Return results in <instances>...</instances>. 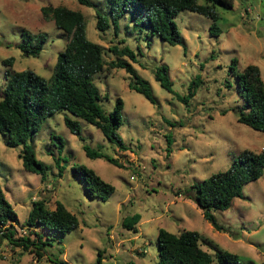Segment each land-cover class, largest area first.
<instances>
[{
	"label": "rangeland",
	"instance_id": "obj_1",
	"mask_svg": "<svg viewBox=\"0 0 264 264\" xmlns=\"http://www.w3.org/2000/svg\"><path fill=\"white\" fill-rule=\"evenodd\" d=\"M93 1L102 10L107 8L105 0ZM47 4L81 10L87 37L103 45L105 65L93 80L106 114L117 97L123 99V122L118 131L128 148L119 149L99 127L68 110L57 111L28 139L36 156L48 164L42 178L23 166L19 157L22 145H7L0 132V184L17 213L14 237L28 235V227L22 223L36 199L45 200L51 208L60 200L79 220L75 228L63 233L38 226L52 243L45 245L40 258L3 239L0 264H53L47 252L58 254L66 264H91L98 253L101 264H148L158 258L159 227L176 233L185 228L199 231L201 246L213 255L210 264H221L215 256L218 249L236 253L241 264H262L264 172L246 182L242 195L234 197L228 208L213 210L222 229L203 216L191 193L195 181L227 168L243 149L258 151L263 147V131L237 118L242 98L233 70L254 63L264 80V0L218 5V34L209 31L210 17L182 9L175 21L183 40L176 44L145 27L139 30L127 15L119 18L117 31L112 23L101 30L96 26V6L78 0H0V91L7 68H31L47 78L52 74L66 38L54 20L43 15L41 7ZM27 32L46 36L37 56L24 54L17 45ZM113 44L139 49L138 60L132 63L150 81L155 102L128 86L129 74L123 67L109 65L115 58L110 50ZM10 56L9 65L4 59ZM160 63L168 65L173 91L161 86L154 76L153 69ZM189 86L194 93L186 100L179 98L189 92ZM65 114L79 119L82 138L67 127ZM54 135L64 140L62 172L54 161L57 148L52 140L58 141ZM84 143L117 157L121 165L88 156ZM73 163L85 164L114 185L107 199L86 192L83 179L71 169ZM135 212L140 213L135 227H125L123 217Z\"/></svg>",
	"mask_w": 264,
	"mask_h": 264
},
{
	"label": "trees",
	"instance_id": "obj_2",
	"mask_svg": "<svg viewBox=\"0 0 264 264\" xmlns=\"http://www.w3.org/2000/svg\"><path fill=\"white\" fill-rule=\"evenodd\" d=\"M78 1L96 6V26L101 30L112 23L117 31L119 18L127 15L139 30L145 27L151 34H158L170 44L181 43L183 40L175 21V16L180 10L189 9L210 17L212 22L209 31L218 34L220 15L217 6L233 4V0H105L107 8L102 10L93 0ZM41 9L44 16H50L56 26L63 30L66 42L57 52L52 74L48 78L31 68L5 70L4 84L0 91V132L4 134V142L7 145H22L19 157L23 166L44 178L48 164L36 156L28 139L39 129L47 116L57 111L68 110L72 115L96 125L119 149L125 150L128 145L118 131L123 122L121 113L123 99L117 97L109 114L104 112L99 102L100 92L93 77L104 68V47L87 37L85 15L81 10L63 4H47ZM45 40L46 36L42 32L37 34L27 32L17 45L24 54L37 56ZM110 50L115 54V58L109 61V65L123 67L129 74L128 86L141 92L151 102H155L150 81L139 74L132 63L138 60L139 49L134 50L128 44L122 46L113 44ZM12 60L13 57L10 56L6 57L4 62L10 65ZM232 61L234 62V59ZM230 67L233 69L232 65ZM153 71L161 86L173 91L168 65L157 64ZM233 73L236 76L237 91L242 98V104L238 105V120L264 133V80L259 66L247 63L243 70H233ZM193 93L194 91L190 89L187 94L178 97L186 100ZM63 119L67 127L82 138L79 119L69 114H65ZM54 137L58 139L52 140L57 148L54 161L59 172H62L63 162L66 160L65 156L61 155L64 140L57 135ZM83 148L90 157H103L109 162L121 165L117 157L98 148L94 149L87 143L83 144ZM48 152L54 153L52 149ZM71 169L83 179L86 192L90 196L107 199L113 192L114 185L85 164L73 163ZM263 172L264 144L258 151L245 148L233 156L227 168L195 181L192 184L191 196L200 206L203 216L215 228L222 229L223 225L217 221L213 210L228 208L234 197L242 195L244 184L257 179ZM139 219L140 213L135 212L125 215L122 223L125 227L133 228ZM17 222V213L0 184V230L2 229L0 242L6 238L15 245H22L23 248L31 250L40 258L46 252L45 245L52 243L50 237H46L37 229L38 226L63 233L75 228L79 220L60 200L51 208L45 200L36 199L32 201V206L22 223V226L28 227V235L14 237ZM200 241V232L195 229L185 228L176 233L159 227L158 258L148 264H210L213 255L201 246ZM47 256L53 264H66V260L60 258L58 254L47 252ZM215 256L221 264H241L237 254L228 250L218 249ZM91 264H101L100 253Z\"/></svg>",
	"mask_w": 264,
	"mask_h": 264
},
{
	"label": "built area",
	"instance_id": "obj_3",
	"mask_svg": "<svg viewBox=\"0 0 264 264\" xmlns=\"http://www.w3.org/2000/svg\"><path fill=\"white\" fill-rule=\"evenodd\" d=\"M2 232V229L0 230V233Z\"/></svg>",
	"mask_w": 264,
	"mask_h": 264
}]
</instances>
